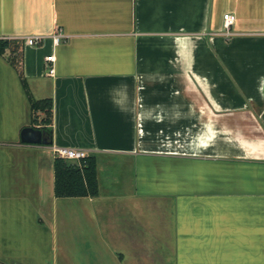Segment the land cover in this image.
I'll return each mask as SVG.
<instances>
[{"label":"crops","instance_id":"0c3cea01","mask_svg":"<svg viewBox=\"0 0 264 264\" xmlns=\"http://www.w3.org/2000/svg\"><path fill=\"white\" fill-rule=\"evenodd\" d=\"M0 39V264H264V0H0ZM54 146L97 195L55 196Z\"/></svg>","mask_w":264,"mask_h":264},{"label":"trees","instance_id":"16d2710c","mask_svg":"<svg viewBox=\"0 0 264 264\" xmlns=\"http://www.w3.org/2000/svg\"><path fill=\"white\" fill-rule=\"evenodd\" d=\"M13 40L0 39V52ZM31 125H39L51 140L52 109L50 97L35 99L30 96ZM41 114L40 118L39 115ZM54 194L57 197L95 196L98 193L96 161L94 155H86L77 161L54 157Z\"/></svg>","mask_w":264,"mask_h":264},{"label":"built area","instance_id":"2783aa9c","mask_svg":"<svg viewBox=\"0 0 264 264\" xmlns=\"http://www.w3.org/2000/svg\"><path fill=\"white\" fill-rule=\"evenodd\" d=\"M234 22V15L231 13H224L223 14V23H222V33L226 36H229L233 34L231 30V26ZM62 37L61 33H56L52 35V41L54 44H57ZM44 39L42 35H28L23 37V41L27 45H38L41 43V41ZM44 60L46 62H53L54 61V55L49 54L44 57ZM47 73L49 75H52L54 73V68L50 66L47 70ZM53 154L55 157L64 158L67 160H78L84 156L87 155V152L83 149L79 148H71V147H65V146H54L53 148Z\"/></svg>","mask_w":264,"mask_h":264},{"label":"water","instance_id":"95a60500","mask_svg":"<svg viewBox=\"0 0 264 264\" xmlns=\"http://www.w3.org/2000/svg\"><path fill=\"white\" fill-rule=\"evenodd\" d=\"M21 141L31 144H51L46 133L36 127L26 126L21 130Z\"/></svg>","mask_w":264,"mask_h":264}]
</instances>
